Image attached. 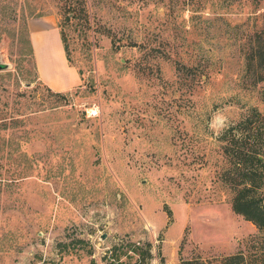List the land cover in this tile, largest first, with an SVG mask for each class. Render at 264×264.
Listing matches in <instances>:
<instances>
[{"label": "rangeland", "instance_id": "obj_1", "mask_svg": "<svg viewBox=\"0 0 264 264\" xmlns=\"http://www.w3.org/2000/svg\"><path fill=\"white\" fill-rule=\"evenodd\" d=\"M84 2L86 18L66 20L56 0H0V264L255 257L260 232L231 207L215 138L264 115L244 69L264 3ZM43 22L56 27L35 54ZM57 28L80 77L64 92L36 72L59 73Z\"/></svg>", "mask_w": 264, "mask_h": 264}, {"label": "trees", "instance_id": "obj_2", "mask_svg": "<svg viewBox=\"0 0 264 264\" xmlns=\"http://www.w3.org/2000/svg\"><path fill=\"white\" fill-rule=\"evenodd\" d=\"M56 1L60 4L66 20L86 18L84 0ZM254 1L264 3V0ZM60 35L64 42L61 32ZM63 46L66 52V47L64 44ZM244 69L251 77L253 85L263 84L260 96L264 100V13L263 27L256 32L245 49ZM215 139L219 142L227 162L219 173V179L232 192L231 207L235 213L242 215L258 228L261 245L255 257L239 251L208 260L196 257L184 260L183 264H264V115L255 108L251 109L245 117L224 127ZM144 246L142 253L150 258V243H145Z\"/></svg>", "mask_w": 264, "mask_h": 264}, {"label": "crops", "instance_id": "obj_3", "mask_svg": "<svg viewBox=\"0 0 264 264\" xmlns=\"http://www.w3.org/2000/svg\"><path fill=\"white\" fill-rule=\"evenodd\" d=\"M38 26V27H37ZM37 26L34 24L30 25L31 28V44L33 47V52L37 54V51H41V49L44 50L45 43L47 42V39H49L51 33L49 28H55L56 26H49L47 22H43L41 24H37ZM58 29V28H57ZM59 33V29H58ZM54 38V35L51 36ZM59 38L61 39V35L59 33ZM42 53V51H41ZM56 56L58 58V61L60 63V70L59 73L54 72H46L43 71L39 66L37 67V76L38 79L41 80L47 87H49L51 90L56 92H64L69 91L78 83L80 82V77L77 72V70L70 66L65 54L63 42L61 39V45L57 44V50H56Z\"/></svg>", "mask_w": 264, "mask_h": 264}, {"label": "water", "instance_id": "obj_4", "mask_svg": "<svg viewBox=\"0 0 264 264\" xmlns=\"http://www.w3.org/2000/svg\"><path fill=\"white\" fill-rule=\"evenodd\" d=\"M6 67V65L5 64H0V69H3V68H5ZM105 236H104V234H103V236H102V238H104Z\"/></svg>", "mask_w": 264, "mask_h": 264}]
</instances>
